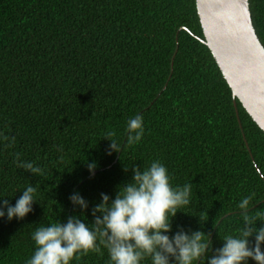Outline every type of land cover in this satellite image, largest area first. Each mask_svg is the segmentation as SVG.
Wrapping results in <instances>:
<instances>
[{
    "label": "trees",
    "instance_id": "16d2710c",
    "mask_svg": "<svg viewBox=\"0 0 264 264\" xmlns=\"http://www.w3.org/2000/svg\"><path fill=\"white\" fill-rule=\"evenodd\" d=\"M248 2L264 47V0ZM201 41L195 0H0V133L15 137L11 147L0 143V198L14 205L27 186L37 189L32 213L0 219V264H25L37 227L80 216L74 192L88 201L91 223L100 194L114 199L133 165L154 160L174 186L192 183L173 233L205 232L209 255L242 226L243 197L254 193L249 211L264 212V133ZM138 114L144 136L127 147L126 123ZM108 132L121 153L106 155ZM14 153L44 175L16 167ZM102 251L71 264H108Z\"/></svg>",
    "mask_w": 264,
    "mask_h": 264
},
{
    "label": "clouds",
    "instance_id": "9594fccd",
    "mask_svg": "<svg viewBox=\"0 0 264 264\" xmlns=\"http://www.w3.org/2000/svg\"><path fill=\"white\" fill-rule=\"evenodd\" d=\"M124 131L127 147L140 143L145 132L143 116L129 118ZM115 135L108 132L104 137L110 141L108 156L122 152ZM0 143L11 147L15 137L0 133ZM12 155L16 167L44 175L40 166L22 161L19 153ZM87 169L94 176L97 164L88 163ZM132 173V180L118 187L114 199L100 194V202L91 209V223L85 222L88 201L78 191L70 195L71 204L81 215L37 227L31 235L35 249L25 264H71L90 253L102 256V249L107 250L108 264H249V260L264 264V226L257 227V222L264 225V212L249 211L254 206V193L236 205L242 226L234 234H225L223 246L209 255L212 242L205 232H189L181 226L173 233L172 220L191 204L192 183L174 186L168 168L159 160L143 170L133 165ZM21 192L14 205L0 198V219L23 220L34 211L37 189L29 185ZM198 217L201 224L208 220L205 212Z\"/></svg>",
    "mask_w": 264,
    "mask_h": 264
},
{
    "label": "water",
    "instance_id": "95a60500",
    "mask_svg": "<svg viewBox=\"0 0 264 264\" xmlns=\"http://www.w3.org/2000/svg\"><path fill=\"white\" fill-rule=\"evenodd\" d=\"M205 44L233 100L264 133V47L254 30L248 0H195Z\"/></svg>",
    "mask_w": 264,
    "mask_h": 264
}]
</instances>
